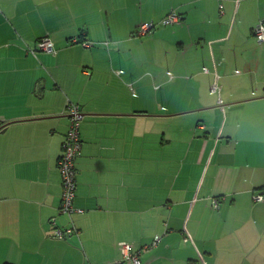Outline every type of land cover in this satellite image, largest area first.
Here are the masks:
<instances>
[{
  "label": "crops",
  "instance_id": "1",
  "mask_svg": "<svg viewBox=\"0 0 264 264\" xmlns=\"http://www.w3.org/2000/svg\"><path fill=\"white\" fill-rule=\"evenodd\" d=\"M173 10L182 22L164 25ZM260 20L264 0H0V264H132L123 243L156 236L143 264H264ZM46 36L55 52L36 50ZM53 217L78 234L54 237Z\"/></svg>",
  "mask_w": 264,
  "mask_h": 264
},
{
  "label": "built area",
  "instance_id": "2",
  "mask_svg": "<svg viewBox=\"0 0 264 264\" xmlns=\"http://www.w3.org/2000/svg\"><path fill=\"white\" fill-rule=\"evenodd\" d=\"M222 7V6H221ZM182 22V15L177 11L169 12L162 20L164 25H174ZM155 27L154 23H145L138 27L137 35L148 34ZM252 33L259 43L264 44V21L260 20L252 29ZM74 43H80L85 48L94 46L92 41L79 40L74 38ZM36 50H42L46 52H55V46L53 40L46 36L37 41ZM35 53V50H32ZM215 91V90H214ZM68 116H69V128L63 142V151L58 159V169L62 178V192L61 202L59 207V213L71 217L75 212L74 199L76 196L77 188V166L76 161L82 150V138H81V122L82 113L78 105L70 103L68 104ZM253 199L256 202H260L264 199L262 192H257L253 195ZM213 207L218 208L219 203L217 199L213 200ZM51 225L53 226V236L59 239H65L71 235L78 234L79 229L71 219V224L67 228H62L57 225V218H51ZM161 237L156 236L151 244L145 245L141 250L134 251L133 246L130 243H123V254L126 260H129L132 264H143L140 259V252L142 250H149L155 247L160 242Z\"/></svg>",
  "mask_w": 264,
  "mask_h": 264
},
{
  "label": "trees",
  "instance_id": "3",
  "mask_svg": "<svg viewBox=\"0 0 264 264\" xmlns=\"http://www.w3.org/2000/svg\"><path fill=\"white\" fill-rule=\"evenodd\" d=\"M136 33H137V30L133 32V35H135ZM79 40H82V39H79ZM87 41H88V40H87ZM77 44H80V43H77ZM80 45H81V44H80ZM81 46H82V45H81ZM32 53H34V52H32ZM35 53H36V51H35ZM35 53H34V54H35ZM76 105H77V104H76ZM78 107H79V106H78ZM79 109H80V108H79ZM81 113H82V112H81ZM68 117H69V116H68ZM68 128H69V126H68ZM67 131H68V130H67ZM66 133H67V132H66ZM65 136H66V135H65ZM64 140H65V139H64Z\"/></svg>",
  "mask_w": 264,
  "mask_h": 264
}]
</instances>
